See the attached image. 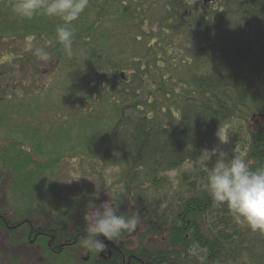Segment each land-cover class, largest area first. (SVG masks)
I'll list each match as a JSON object with an SVG mask.
<instances>
[{
  "label": "trees",
  "instance_id": "trees-1",
  "mask_svg": "<svg viewBox=\"0 0 264 264\" xmlns=\"http://www.w3.org/2000/svg\"><path fill=\"white\" fill-rule=\"evenodd\" d=\"M204 1L89 0L73 22L72 57L54 44L42 65L28 38H54L61 21L10 18L13 1L0 0V42L22 47L0 55V77L10 75L0 92V264H199L187 253L196 244L205 264H264V233L216 206L206 173L189 168L219 145L217 131L229 138L223 150L264 164V0ZM42 110L61 124L41 121ZM74 157L98 175L117 167L107 196L124 215L134 201L140 218L105 241V258L80 242L95 201L53 178Z\"/></svg>",
  "mask_w": 264,
  "mask_h": 264
},
{
  "label": "clouds",
  "instance_id": "clouds-1",
  "mask_svg": "<svg viewBox=\"0 0 264 264\" xmlns=\"http://www.w3.org/2000/svg\"><path fill=\"white\" fill-rule=\"evenodd\" d=\"M89 0H13V13L23 19L31 20L38 15L58 18L61 23L55 27L54 38L45 39L42 44L36 43L35 36L28 38L27 50L37 60L46 65L52 60L49 51L54 44L62 46L65 55H73L72 45L75 30L73 22L88 7ZM145 25V31H148ZM155 31V26L152 27ZM219 145L229 142L228 136L216 132ZM204 148L199 157L190 162L192 170L206 173L208 194L216 206H226L234 220L252 231L264 233V164L252 168L247 162L246 151L229 153L221 147ZM213 157L215 158L213 160ZM79 179V178H77ZM122 202L114 196L100 204H94L85 211L84 233L81 237L82 247L98 253L106 250L105 241L117 242L124 232L134 231L139 222L135 213L134 201H129L132 214H119ZM103 237V239H100ZM187 253L195 257L199 264H205L207 250L199 244L190 246Z\"/></svg>",
  "mask_w": 264,
  "mask_h": 264
},
{
  "label": "rangeland",
  "instance_id": "rangeland-1",
  "mask_svg": "<svg viewBox=\"0 0 264 264\" xmlns=\"http://www.w3.org/2000/svg\"><path fill=\"white\" fill-rule=\"evenodd\" d=\"M5 2H11L13 0H1ZM193 3H199L202 0H191ZM213 1V0H212ZM211 2V1H207ZM208 4V3H207ZM195 9L194 7H191L189 10ZM10 13V12H9ZM15 14L13 13L10 18H14ZM2 22H4L2 20ZM23 46V45H22ZM21 47V42L19 41L18 44L12 42V43H1L0 42V55L1 53L4 55L5 53H8V51H12L15 54L19 53ZM22 48V47H21ZM8 59L7 56H3L0 59V72H3L6 68V65H2V63ZM127 79V78H126ZM10 82V75L6 73L5 75H2L0 77V92L2 93L3 88L6 84ZM28 84V81L26 80L25 85ZM3 94V93H2ZM55 114H50L48 112H43L40 116V120L47 122L48 124H52V126L55 128L59 126L60 119H56L53 122V118H55ZM62 117V114L61 116ZM30 122V125L32 128H35L38 126V121L28 119ZM19 122H25V120H19ZM53 122V123H52ZM118 172L119 169L113 168V167H107L105 170H102L100 175L96 174L93 170L89 168V164L87 161V158L83 157H74L71 159H65L61 160L59 163V166L56 168L53 178L60 184V185H68L71 188L75 189L74 196L78 195H87L88 198H92L95 203L98 205L101 202L107 200V191L108 188H116L119 185L117 184L118 180ZM177 172H171L168 175V179L170 182L169 188L170 191H172L173 187L176 186L177 183ZM79 178V179H77ZM77 188V189H76ZM103 190V191H101ZM85 258V257H84Z\"/></svg>",
  "mask_w": 264,
  "mask_h": 264
},
{
  "label": "flooded vegetation",
  "instance_id": "flooded-vegetation-1",
  "mask_svg": "<svg viewBox=\"0 0 264 264\" xmlns=\"http://www.w3.org/2000/svg\"><path fill=\"white\" fill-rule=\"evenodd\" d=\"M99 255H100V257H104V256H103V252H100ZM70 256H71V255H70ZM108 256L110 257V252H108ZM84 257L87 258V259L84 260ZM104 258H105V257H104ZM89 259H90V254L87 253V254L81 255V260H82L83 262H88Z\"/></svg>",
  "mask_w": 264,
  "mask_h": 264
},
{
  "label": "water",
  "instance_id": "water-1",
  "mask_svg": "<svg viewBox=\"0 0 264 264\" xmlns=\"http://www.w3.org/2000/svg\"><path fill=\"white\" fill-rule=\"evenodd\" d=\"M207 1H212V0H207ZM204 3H206V1H204ZM87 259V258H84V260Z\"/></svg>",
  "mask_w": 264,
  "mask_h": 264
}]
</instances>
